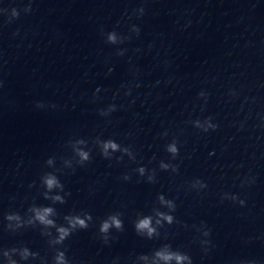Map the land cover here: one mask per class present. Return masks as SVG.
Wrapping results in <instances>:
<instances>
[{
  "label": "clouds",
  "instance_id": "9594fccd",
  "mask_svg": "<svg viewBox=\"0 0 264 264\" xmlns=\"http://www.w3.org/2000/svg\"><path fill=\"white\" fill-rule=\"evenodd\" d=\"M53 183H54L53 180H49V181H48V185H49V187H51V186L53 185ZM50 212H51V209H45V210H44V215H40V216H39V219H40L41 221H43V222H46V223L51 224L52 221H46V220H45V216H46L48 213H50ZM113 222L115 223V225H116L117 227H120V221H118V220H114ZM74 223L80 224L81 226H85V222H84L83 220H79V219H77ZM149 225H150V221H149L148 219H144V220H142V221L137 225V227H138V228H141V229L147 228V229L151 232L152 230H151V228L149 227ZM107 227H108V225L105 224V225H104V230H106ZM61 232H62V234H66V230H64V229H61ZM180 259H182V257H177V260H180Z\"/></svg>",
  "mask_w": 264,
  "mask_h": 264
}]
</instances>
